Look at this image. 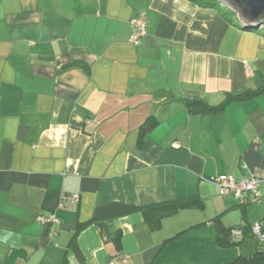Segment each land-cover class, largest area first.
<instances>
[{
	"label": "crops",
	"instance_id": "0c3cea01",
	"mask_svg": "<svg viewBox=\"0 0 264 264\" xmlns=\"http://www.w3.org/2000/svg\"><path fill=\"white\" fill-rule=\"evenodd\" d=\"M177 200L160 224L126 211ZM263 219L264 30L192 0H0V264H227L253 238L217 230Z\"/></svg>",
	"mask_w": 264,
	"mask_h": 264
},
{
	"label": "built area",
	"instance_id": "2783aa9c",
	"mask_svg": "<svg viewBox=\"0 0 264 264\" xmlns=\"http://www.w3.org/2000/svg\"><path fill=\"white\" fill-rule=\"evenodd\" d=\"M130 27V42L135 45L140 44L148 32L147 19L143 15L133 17L130 21ZM240 27L246 28V25L240 24ZM212 182L216 185L221 195L236 199L242 206L256 204L261 200V181L256 176L250 175L242 178H236L231 174H221L213 177ZM38 221L42 223H59V219L54 213H51L48 216L40 214L38 216ZM250 234L258 240H264L263 223H252ZM245 235L246 231L242 227L234 228L231 231V237L234 240H241Z\"/></svg>",
	"mask_w": 264,
	"mask_h": 264
},
{
	"label": "trees",
	"instance_id": "16d2710c",
	"mask_svg": "<svg viewBox=\"0 0 264 264\" xmlns=\"http://www.w3.org/2000/svg\"><path fill=\"white\" fill-rule=\"evenodd\" d=\"M192 1L200 4L201 6H206V7H220L221 6L219 0H192ZM231 12L234 13V11H231ZM261 28L264 29V26H262ZM261 91L262 90L248 91V92L243 93L239 97L241 99H247L254 95H257ZM151 126L152 124H149V123L144 124L139 134V142H141L142 140L145 129ZM191 203L192 201H189V200L188 201L177 200V201L158 203V204H153V205H148V206H143V207L129 206L126 211L130 212L136 209H141L146 213L147 216L148 215L153 216V218L150 217L153 224L155 223L160 224V220L164 216L175 212L181 206L190 205ZM260 222L263 223V232H264V219ZM251 224L252 223L246 222V223L233 226L229 229L217 230L216 241L220 247H231L234 245L240 246L248 238L255 239V249L252 253L248 255H240L236 260H234L233 262L227 263V264H264V240H258L250 234ZM237 227H242L246 231V235L241 240H234L231 237L232 229L237 228ZM114 235H115L114 238H115L116 244L120 246L121 237H122L121 231L119 230L114 231Z\"/></svg>",
	"mask_w": 264,
	"mask_h": 264
},
{
	"label": "water",
	"instance_id": "95a60500",
	"mask_svg": "<svg viewBox=\"0 0 264 264\" xmlns=\"http://www.w3.org/2000/svg\"><path fill=\"white\" fill-rule=\"evenodd\" d=\"M220 5L234 11L239 24L247 30L257 31L264 26V0H219Z\"/></svg>",
	"mask_w": 264,
	"mask_h": 264
},
{
	"label": "rangeland",
	"instance_id": "374dc122",
	"mask_svg": "<svg viewBox=\"0 0 264 264\" xmlns=\"http://www.w3.org/2000/svg\"><path fill=\"white\" fill-rule=\"evenodd\" d=\"M260 31H263L264 29L263 28H261V29H259ZM248 244H250V245H252L253 247L255 246L254 244H255V240H253V239H249L248 240ZM184 245V243H181V244H179V250L181 249V247ZM199 249H198V247L197 246H195V253H196V251H198ZM229 254H230V252H229ZM180 255V254H179ZM229 258L230 257H228V255H226V257H225V260H229ZM237 257H235V255H234V260L236 259ZM232 259V260H233ZM196 260H198V259H196ZM211 262V261H210ZM190 264H200V263H198V261H196V263H190ZM210 264V263H209ZM212 264V263H211Z\"/></svg>",
	"mask_w": 264,
	"mask_h": 264
},
{
	"label": "bare ground",
	"instance_id": "6f19581e",
	"mask_svg": "<svg viewBox=\"0 0 264 264\" xmlns=\"http://www.w3.org/2000/svg\"><path fill=\"white\" fill-rule=\"evenodd\" d=\"M243 29H245V28H243Z\"/></svg>",
	"mask_w": 264,
	"mask_h": 264
}]
</instances>
